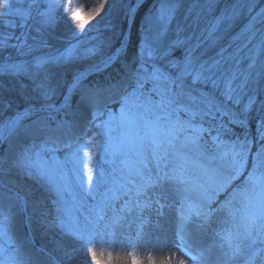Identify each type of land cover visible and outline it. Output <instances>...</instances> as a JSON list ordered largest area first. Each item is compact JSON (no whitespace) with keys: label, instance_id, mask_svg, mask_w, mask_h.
<instances>
[{"label":"snow or ice","instance_id":"snow-or-ice-1","mask_svg":"<svg viewBox=\"0 0 264 264\" xmlns=\"http://www.w3.org/2000/svg\"><path fill=\"white\" fill-rule=\"evenodd\" d=\"M43 2L46 8L37 12L41 28L54 25L61 11L69 25L79 22L72 29L76 43L31 61L0 64V75H23L31 81V94H21L26 106L0 122V145L12 138L26 141L15 158L7 153L0 156V189L6 187L2 178L16 170L55 194L54 211H41L39 201L32 202L33 211H39L45 227L74 242L73 247L59 246L66 262L83 253L91 258L85 264H144L138 254L144 249L147 264H157L154 252L148 251L151 248L162 254L158 264H187L167 250L169 245L143 242L146 230L160 228V218L170 209L176 213L171 247L183 256L197 264H264V101L255 109V135L251 131V113L264 91V8L257 10L258 0H233L199 35L194 28L189 35H181L185 29L178 24L174 39H168L169 26L183 0H160L155 13L145 18L148 27L135 54L121 62L119 79L107 84L89 77L126 53L130 35L122 34L119 47L110 53H102L100 45L84 46L79 37L100 32L99 25L108 15L105 5L111 8L114 0ZM216 2L194 0L188 14L197 5H208L210 11ZM37 3L32 0L27 9H14L12 0H0L5 28L21 29L19 35L0 32V52L10 47L23 56L46 46L42 41L28 43V21ZM205 10L200 8L196 20ZM133 11L128 10L130 18ZM11 15L20 18L19 25L6 19ZM245 15L243 28L222 44L236 20ZM152 20L157 22L154 31ZM103 27L112 28V22ZM218 45V51L205 58ZM177 49L179 57L173 55ZM97 56L100 59L95 61ZM67 64L84 67H77L70 81L61 83L54 70ZM61 89L63 100L57 105L53 100ZM113 90L120 92L118 110L101 109ZM76 93L79 103L92 109L89 125L96 130L87 139L88 129L77 135L75 121L56 120L53 115L70 108ZM0 106L10 108L11 102L0 97ZM105 113L107 118L95 123ZM61 150L63 159L56 155ZM97 151L110 157L111 171L100 169ZM222 194L225 199L220 200ZM86 198L94 204L85 215ZM5 199L14 201L21 211L26 212L28 205L19 192L9 196L0 190V264H41L43 256L50 264H60L34 245L20 255L12 233V205L5 207ZM213 223L218 225L212 230L213 245L193 254L194 239L206 234ZM5 245L13 246L7 255ZM98 245L107 247L98 250ZM213 247L219 250L214 259ZM115 249L121 251L114 254Z\"/></svg>","mask_w":264,"mask_h":264},{"label":"rangeland","instance_id":"rangeland-1","mask_svg":"<svg viewBox=\"0 0 264 264\" xmlns=\"http://www.w3.org/2000/svg\"><path fill=\"white\" fill-rule=\"evenodd\" d=\"M149 0H114L113 6L111 8H108V5H105L106 10L108 11V15L105 17L104 21H101L99 27H100V32L97 33L96 31H89L87 35H83L79 37L81 41L84 42V46H90L92 44L100 45L101 46V52L102 53H110L112 50L115 48L119 47L117 45L119 39L122 37V35L116 36L120 32L123 31L125 20H127V29L125 30L124 34H129L130 35V40H131V35H132V30L133 26L135 23L136 15L139 10V8L144 4L147 3ZM32 2V0H12V6L13 8H24L27 9L29 7V4ZM64 2V0H62ZM75 2V0H74ZM95 2H99V0H95ZM153 2V0H152ZM149 2V5L152 3ZM194 3V0H183V3L178 10L176 17L173 19L171 25L169 26V33H168V39H174L175 38V29L177 25H181L184 27L185 31L181 34L183 36L189 35L192 31L193 28L195 29L196 35H199L200 32L207 27L208 23L213 20L215 16H218L221 11H223L225 8L230 7L231 4L233 3V0H217V2L214 4L212 9L209 11L207 10L208 5H197V7L193 10L191 15L188 14V9L192 7ZM160 4V3H159ZM159 4H157L154 8L152 6H149L148 12L146 14V17L149 16L150 13H155L156 9L159 7ZM204 7L206 10L201 14L199 20H196V14L197 12H200V8ZM46 8V4L43 2V0H38L37 4H34L31 8V13H32V18L29 19L28 25L31 28V31L28 33V43L29 44H39V40L42 39L44 40V44L46 45L45 47L42 48V52L39 54H36L35 56L44 54V53H49V52H55L56 50H62L65 47L68 46L69 43H76V38L73 37L72 34V29L75 27L76 24L79 22H75L73 25H69V23L64 19V15L61 11H58L56 13L57 15V22L47 28H41V26L37 23L40 19V17L37 15L38 11L43 10ZM259 8H264V0H258L257 3V10ZM133 9V13L131 14V18L128 15V10ZM101 15H104L102 12ZM145 17V18H146ZM6 19L15 21L18 25L20 23V18L11 15L6 17ZM97 20H99V16L97 17ZM196 20V23L193 25V27H189V25L193 24V21ZM111 21L113 27L109 29H105L103 25ZM62 22L61 26V31L58 32L59 30V23ZM247 22V16H241L239 19L236 20L234 23L233 27L231 30L228 32V34L224 37V39L221 41L222 44H225L228 42V40L236 35L241 28L245 25ZM95 23V21H93ZM123 27V28H122ZM148 27V25L144 21L141 23V32H140V38H142L146 32L145 29ZM152 27L153 31L157 27V22L155 20H152ZM223 27V26H222ZM41 28L40 32H37L36 29ZM12 32H15L16 35H19L21 32V29L19 27H16L15 29H12ZM113 30V31H112ZM31 32V33H30ZM149 36L151 33H147ZM221 33H217V35H220ZM115 36V37H114ZM32 37H36L37 39L34 41ZM93 37H97V39H93ZM61 41L60 44H58ZM103 42V43H102ZM109 42H110V47H109ZM53 44L51 46L50 44ZM219 45L217 46L216 49H209L206 54L205 58H208L212 55L215 54L216 51H218ZM131 47L128 46V49L125 54H122L120 56V59L114 63L115 65L114 70L116 69L117 72L121 71V62L124 60H130L131 57L135 54L134 51L130 50ZM134 52V53H132ZM32 54V55H34ZM174 56L179 57L181 55V52L179 49H177L174 54ZM4 57L8 58L5 59V61L8 62H17V61H31L32 57L28 56L23 59H9L10 54H4ZM100 59L99 56L95 57L94 60L98 61ZM5 61L0 60V64H3ZM91 61L84 62L90 63ZM84 64H67L63 66L62 68L55 69L59 74V78L61 80V83H66L67 81H70L71 79V74L72 72L77 68V67H84ZM112 65V66H113ZM117 65V67H116ZM111 66V67H112ZM110 68V67H108ZM103 69L94 75L89 77V81H94L98 82L101 84H107L110 83L113 80L119 79L118 73L117 77H113L114 79H111L110 81H98L95 77L101 72L107 70ZM88 81H86L87 83ZM28 85L27 88H22L21 85ZM261 86L264 87V80L261 81ZM0 88L2 89V94L4 92L5 96L3 100L5 102L10 101L11 102V107L10 108H3L0 106V116L4 115V117L0 118V122H3L4 119H6L9 116H12L15 114L16 111L22 110L26 105H24L22 108H20V104L25 103L21 99V94H31V81L28 80L25 76L19 75V76H14V75H0ZM7 90V91H6ZM63 90H60V93L54 97L53 102L59 105L62 100H63ZM20 99H16V97ZM119 95L120 92L118 90H113L109 96H107L104 100V102L100 105L101 109L105 108V106L113 111H117L119 108ZM1 97V95H0ZM262 97V98H261ZM114 101V102H113ZM257 101H264V91H262L258 96H257ZM79 107V93L73 94L70 98V108L63 110L61 113H53V115L56 116V120H72L75 117V112L78 110ZM65 112L69 113L68 115H65ZM43 115V114H42ZM91 117V116H90ZM88 117L84 122V124L78 128L76 131L73 130V132L77 135H80L85 131V129H88L87 135H89V131L91 130L94 132L96 129H93V126L89 125V121L92 120V117ZM107 118V114L105 113L104 116H101L97 118L95 123H100L102 120ZM32 119H35L33 117ZM25 123H29V120H25ZM53 127H55V121L50 122ZM251 131L253 135H255V119L253 120V123H251ZM86 137V136H84ZM21 140H16L15 138H12L11 140L3 143L0 145V156L4 155L5 153L8 154L9 158H15L16 154L21 151L23 148L24 144L26 141L22 138H19ZM87 139V137H86ZM59 152V151H58ZM58 152L56 153L57 156ZM96 156L99 158L100 163L99 167L102 171L109 172L112 169V164L108 163L107 161L110 160V157L105 154L103 151H97ZM61 159H63L64 156H59ZM3 182L6 185L5 188L0 189L4 192H6L9 196L12 195V193L19 192L21 196H26L28 199V205H27V211H21L19 207L16 206L14 201L7 200L5 199L6 205H11L14 204L17 209V214L19 217L20 221V233H21V241L28 247V250L31 251L32 247L34 245L35 248H43L46 253H50L51 257L59 260L60 264H85V260H90V257H86L83 253H78L76 258L72 261H64L61 258V252L59 250V246L63 245L64 247H73L74 242L70 237L67 236H62L58 231L56 230H51L45 227L39 220V211L34 212L33 211V201H39L41 202L39 204V208L41 211H48L52 210L54 211L53 205H52V200H54L55 194L54 193H48L46 192L43 188H41L38 184H36L32 179H29L25 176L20 175L17 171L13 170L10 172L8 175L4 176ZM240 181H236V184H239ZM103 191V188L100 189ZM31 192V195H27L28 192ZM171 199V197H170ZM220 200L225 199V195L222 194L219 197ZM94 204V201L91 198H86L85 200V208L82 210L83 213L86 215L87 214V209ZM172 212L174 216L176 217V213L174 210L166 209L165 212ZM111 213L109 212V215ZM31 217V224L28 222V218ZM155 219V217H153ZM218 225L216 223H213L210 228L207 230V233L210 234L213 237V232L212 230L217 228ZM153 228H149L146 231L148 234L144 238V243L148 244H160V241L157 240V237H159V234L153 232ZM119 239V237H118ZM16 243L21 247V242H19V238H15ZM0 243H3L0 241ZM164 243V242H163ZM7 248V252L4 253L7 255L12 251L13 246L5 245ZM98 250L100 247H107V245H98ZM116 250L114 251V254L116 253ZM121 251V250H120ZM148 251H153L155 258L158 261L160 259L161 253L155 252L153 249H148ZM126 252V250H124ZM138 254L141 256L142 259H144V264H147L146 260V253L144 249H139ZM195 254V253H194ZM178 256H181L187 261V264H193L194 261H192L190 258L187 256H183L182 253H179ZM41 259V264H50V261L48 260L47 256H43L40 258Z\"/></svg>","mask_w":264,"mask_h":264},{"label":"bare ground","instance_id":"bare-ground-1","mask_svg":"<svg viewBox=\"0 0 264 264\" xmlns=\"http://www.w3.org/2000/svg\"><path fill=\"white\" fill-rule=\"evenodd\" d=\"M92 109L86 106L85 104L79 103L78 110L75 112V117L71 121H75L73 130L76 131L78 128H80L88 117H92L91 115ZM90 117V118H91ZM16 140H21L18 138H15ZM65 151L61 150L58 152L59 156H64ZM12 205V212L13 220H12V233L14 237L17 239L19 238V242H21V249H20V255L23 256L25 253L29 252L28 247L21 241V233H20V221L17 214V209L14 204ZM4 206L7 207L5 201ZM175 221L176 217L172 212H165V216L160 218V228H153V232L159 234V241L160 244H167L169 245L168 251L176 253V255H179V252L177 249L171 247L172 240H173V232L175 228ZM214 237H212L210 234L206 232V234L198 236L193 241V254L196 252L199 248H208L209 246L213 245ZM164 242V243H163ZM219 250L216 248H212V258H215V255L217 254ZM116 252H120L119 249L116 250ZM162 255V254H161ZM160 255V257H161ZM193 264H197V262H194Z\"/></svg>","mask_w":264,"mask_h":264},{"label":"trees","instance_id":"trees-1","mask_svg":"<svg viewBox=\"0 0 264 264\" xmlns=\"http://www.w3.org/2000/svg\"><path fill=\"white\" fill-rule=\"evenodd\" d=\"M149 2H152V0H149L147 3H144L140 8H139V10H138V12H137V15H136V19H135V23H134V26H133V30H132V35H131V40H130V43H129V46L131 47V51H134V52H136V48H137V42H138V40L139 39H141L140 38V32H141V23L144 21V19H145V17H146V14H147V12H148V9H149V6H152L153 8L157 5V4H159L160 3V0H153V2L149 5ZM18 25V24H17ZM128 24H127V20H125V24H124V28H123V31L122 32H120L119 34H117L116 36H119V35H122V34H124L125 33V30L127 29V26ZM60 26V27H59ZM61 26H62V22H60L59 23V25H58V27H59V30H58V32L59 31H61ZM13 30L11 29V28H5V26H4V24H3V22H2V20H0V32H12ZM113 31V30H112ZM31 33V32H30ZM115 37V36H114ZM121 39V38H120ZM120 39H119V41H118V43H117V45H119V43H120ZM45 42L44 40H42V39H40L39 40V42L38 43H40V42ZM13 43L15 42V41H12ZM46 43V42H45ZM61 43V41L58 43V44H60ZM51 46H53V44L51 43L50 44ZM42 48L43 47H38L35 51H33L30 55H19L18 54V52H17V50L16 49H14V48H6V49H4L2 52H0V60L1 61H5V59H8V58H6V57H4V54H10V59H23V58H25V57H28V56H30V57H32V59H33V57L36 55V54H34V53H41L43 50H42ZM134 52H132V53H134ZM32 54H34V55H32ZM20 59V60H21ZM114 67H115V65H113L112 67H110V68H108L107 70H105V71H103V72H101L100 74H98L97 76H95V77H97L96 79L98 80V81H101V82H104V81H110L111 79H114L113 77H117V71H116V69L114 70ZM116 67H117V65H116ZM1 89V88H0ZM7 91V90H6ZM5 93L6 92H4L3 94H2V91H0V95H1V97H2V99L4 98V96H5ZM63 93V92H62ZM14 97H16L15 95H14ZM262 98V97H261ZM4 99H6V98H4ZM16 99H18L19 100V103L21 102L20 101V99L18 98V97H16ZM25 105V103H22L21 102V104H20V108H22L23 106ZM259 105V101H257V105L256 106H254V108H253V111H252V113H251V116L253 117V119H252V121H251V123H253V120L256 118V107ZM2 117H4V115H1L0 116V118H2ZM95 127H94V125H93V129H94ZM237 131H239L238 129H237ZM89 135H92V131L90 130L89 131ZM86 137H88V135L86 136ZM86 137H84V139H86ZM253 151H255V148L253 149ZM16 171V170H15Z\"/></svg>","mask_w":264,"mask_h":264}]
</instances>
